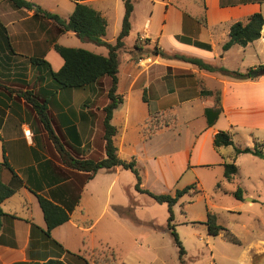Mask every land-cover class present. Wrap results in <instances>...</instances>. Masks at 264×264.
<instances>
[{
  "label": "crops",
  "instance_id": "obj_1",
  "mask_svg": "<svg viewBox=\"0 0 264 264\" xmlns=\"http://www.w3.org/2000/svg\"><path fill=\"white\" fill-rule=\"evenodd\" d=\"M27 1L65 19L73 14L76 3L87 4L107 19L106 36L108 34V10L113 0ZM141 1L152 3V9L138 39L148 41L144 49L151 50L142 56L135 55L137 41L130 48L126 45L129 37L125 40L129 51H125V58L120 55L118 88L124 103L115 111L112 121L118 129L115 144L122 160H134L138 166L141 161L145 162L143 173L137 167L142 189L155 194H175L185 185H195L193 182L201 185L194 168L213 164L224 167L232 159L229 152L222 150L224 147H214V137L220 129L209 126L205 112L215 107V97L202 94V90L221 94L223 111L216 126L224 117L225 130L230 133L240 127L254 131L264 128V74L256 71L264 65V26L257 41L246 47L235 45L224 55L220 51L230 38L233 24L246 23L255 13L264 17V0ZM100 2H106L108 8L103 4L97 7ZM197 4L203 8L196 9ZM136 11L137 4H134L133 28ZM152 40H156L154 45ZM189 41L208 44L211 49ZM54 44L90 50L73 32L59 35L53 21L35 16L34 10L18 8L11 0L0 1V162L6 157L23 182L19 191L2 204L5 214L22 221L4 219L0 232V264H43L49 260L85 264V252L93 257L106 254L115 257L113 242L132 240L135 245L129 254H134L139 241L147 242L155 234L153 229L140 233L131 229L143 223L153 227L155 221L151 216L145 219L144 214L137 213V209L145 211L148 204L140 203L133 194L131 188L136 181L131 171L118 167L100 170L89 178L88 173L71 169L62 162L58 144L75 158L98 161L106 157L104 108L109 103L112 79L100 78L86 89H57L50 71H60L64 60ZM235 49L241 61L239 72L253 71L258 73L257 77L235 80L159 54L164 51L167 55H186L216 67L217 59L225 61L228 53ZM91 52L108 54V50L107 54ZM33 58L43 59L49 65L35 63ZM214 82L218 86H213ZM135 89L140 94L136 107L132 106ZM141 93H146L147 101ZM197 102L206 128L194 136L192 145L185 147L176 143L170 148L169 142L162 140L160 150L145 152L144 141H153L163 131L176 126L159 129L147 139L143 128L151 114H174L177 120L179 106H187L191 111ZM194 120L190 118L186 123ZM27 130L32 136L25 134ZM189 173L194 180L189 178L188 183H183ZM3 180L9 184L11 175L5 172ZM37 195L70 214V220L55 228L51 237L45 234L46 221ZM181 200L183 198L177 205ZM249 202L254 205L253 201ZM149 249L141 251L148 254ZM262 251L264 248H259L249 264Z\"/></svg>",
  "mask_w": 264,
  "mask_h": 264
},
{
  "label": "rangeland",
  "instance_id": "obj_2",
  "mask_svg": "<svg viewBox=\"0 0 264 264\" xmlns=\"http://www.w3.org/2000/svg\"><path fill=\"white\" fill-rule=\"evenodd\" d=\"M113 1L112 7L106 2L96 4L97 7L100 4H103L107 8L109 6L108 19L110 26L107 36L104 37L109 43L116 41L122 28L125 12L124 0ZM133 3L137 4L135 28H133L129 38L126 40V45L132 48L137 41L138 46L143 49L134 50V54L142 56L151 49H144L148 41L139 40L138 35L142 31L147 14L152 9V3L141 0L139 3L138 0H134ZM201 8H203L202 5H196V9ZM163 10L162 5V7L160 6L161 15L163 14ZM154 41L152 42L153 45L155 44ZM85 46L89 47V51L107 54L105 47H98L88 43ZM236 50L238 49L229 52L228 58L225 61L217 59L216 63L218 66L216 67L240 71L238 63L241 61L238 58ZM125 51L128 52L129 50L124 47L120 51L122 58H125ZM220 51L221 55L227 53L223 49ZM212 85L218 86L216 82ZM132 95V106L136 107L140 94L135 89ZM143 95L141 93V96ZM199 105V102H197L195 104L196 108L191 111L186 109L189 108L187 106H179L177 108V123L174 122L172 124L176 126L173 129L163 131L158 137H154L153 141H144L145 152L154 151L157 148L160 150L162 140L168 141L170 148L175 147L176 143L185 147L192 145L194 136L206 128L204 117L199 116L201 115ZM190 118H194L195 120L192 123H186ZM169 119L171 118H165V120ZM132 121H134V118ZM164 121L162 120L161 123ZM216 123L212 126L220 129V132H228L225 130L227 121L224 117L220 118L219 125L216 126ZM153 124L154 126L156 125V123ZM149 132H151L150 125L146 129V134H149ZM231 135L234 145L224 147L222 150L226 153L229 152V155L232 157L228 163H232L235 158L238 168V173L235 177L232 180L226 179L224 175L225 168L217 164L194 168L201 185L198 181L193 182L198 188L192 189L191 193L185 195L180 204L174 207V224L186 250V255L183 258L184 264H249V260L255 255V252L259 248H264V244H262L264 241V159L252 154H239L236 156L235 153L236 148H255L257 145L264 151V128L254 131L248 127H240L233 130ZM137 167H140L143 173L146 164L141 161ZM189 178L192 179L190 181L194 180L192 173L187 175L183 183H188ZM133 179L136 181L134 175ZM188 185L194 186V184ZM188 185H185V187H188ZM239 188L243 191L244 199L242 201L237 200L234 195ZM131 190H133V194L140 203L148 204L145 211L137 209L138 215L142 216L144 214L145 219H149L151 216L155 220L153 227L143 223L131 229L139 233L151 232L153 229L155 234L147 242L139 241L136 244L137 250L134 254H129V251L135 245L134 241L113 242L116 245L113 247L116 262L118 264H183L180 259L179 249L167 227L169 217L168 206L166 204L154 203L146 195L140 196L134 186H132ZM195 190L200 191L196 193ZM166 194L174 195V192ZM250 200L254 202V205L250 204ZM208 212L217 215V223L222 227L217 236L209 234L206 224ZM147 247L150 248L148 254L141 251V249L146 250ZM99 256L95 255L93 257L92 254L85 252V264H102L109 258L107 254L106 256Z\"/></svg>",
  "mask_w": 264,
  "mask_h": 264
},
{
  "label": "trees",
  "instance_id": "obj_3",
  "mask_svg": "<svg viewBox=\"0 0 264 264\" xmlns=\"http://www.w3.org/2000/svg\"><path fill=\"white\" fill-rule=\"evenodd\" d=\"M13 4L18 8H26L35 11V16L43 17L53 21L58 29V34H64L68 32H73L77 37L84 43H91L96 46L105 47L108 50L106 56L93 53L89 50L83 48H71L61 46L59 44H54V49L63 58L64 66L58 72L50 71V75L57 87V89H86L93 83L97 82L100 78L110 77L112 79V84L108 92L109 103L104 108L105 118H104V141H105V152L106 157L102 160L94 161L89 159H80L72 156L63 146L57 145V150L60 154L62 162L69 168L85 172L89 174V178H93L100 170H113L115 168H122L124 170L131 171L136 177L135 189L138 192L147 194L158 204H166L168 206V223L167 227L171 232L175 244L179 249L180 259L184 264V256L186 255V250L179 238L176 231L175 212L174 207L177 205L180 199L185 195L190 194L192 189L196 186H188L184 189L177 190L174 195L167 194H154L148 190H144L141 187L142 179L140 171L137 168V164L134 160L128 162L122 160L118 154V148L115 144V138L118 134V129L113 125V117L116 110H118L124 103V96L118 92L119 88V73H120V51L125 47V40L130 36L133 29L132 26V15L134 12V0H124L125 13L122 22L121 31L116 39L115 43H109L104 40L107 33L108 21L107 19L93 7L84 4L76 3L75 10L73 14L65 19L57 14H52L43 10L40 7H36L33 3L27 0H11ZM264 26V17L261 13H255L246 23L237 22L231 26L230 38L224 44L223 50L227 51L235 45L246 47L250 43H253L261 38L262 30ZM191 42V41H189ZM194 45L210 50L211 46L201 42H191ZM140 49V46H136ZM159 53V52H156ZM164 57L170 59L179 60L185 63L192 64L199 68L200 70L208 72H219L224 76H227L235 80L249 79L253 71H249L244 74L239 71H232L226 68H217L209 63H206L202 59L189 57L186 55H167L166 52L161 51L159 53ZM33 62L46 63L43 59H32ZM49 65V64H47ZM259 73L264 74V65L259 66L256 70ZM204 95H210L215 97V107L207 109L205 115L208 119L209 126L216 123L219 116L221 115L223 108L221 103L220 92H211L202 90ZM144 101H147L146 94L143 95ZM170 117L171 119L165 120V118ZM164 121L161 123V121ZM176 121V115L174 114H164L155 113L151 114V117L145 123L143 128V133L146 138H151L159 129L164 127H170ZM153 123H156L154 126ZM150 125L151 132L146 134V129ZM150 130V129H148ZM2 139L0 134V140ZM234 145V141L230 132H218L214 137V147H230ZM236 156L239 154H252L254 156L264 159V151L258 145L255 148H236ZM225 168V178L232 180L238 173V168L235 163V158L232 163H226ZM8 172L11 175L10 183H5L3 180V175ZM23 186L22 180L19 178L17 173L14 171L13 167L9 163L8 159L5 157L3 162H0V232L4 226V219L9 217L11 219L20 220L21 219L7 215L2 209V204L5 200L9 199L19 191ZM237 200L242 201L243 191L238 189L234 193ZM39 204L44 213L46 221L45 234L51 237V232L67 223L70 220V214L63 207L55 204L51 200L43 197L42 195H37ZM218 217L216 214L208 212L206 224L208 226V231L210 235L217 236L222 230V227L217 223ZM28 223V222H26ZM107 261L102 264H118L114 254H109ZM43 264H65L60 260H49ZM96 264V263H95Z\"/></svg>",
  "mask_w": 264,
  "mask_h": 264
},
{
  "label": "water",
  "instance_id": "obj_4",
  "mask_svg": "<svg viewBox=\"0 0 264 264\" xmlns=\"http://www.w3.org/2000/svg\"><path fill=\"white\" fill-rule=\"evenodd\" d=\"M258 76V73H252L251 77L255 78ZM252 264H264V252L256 255L252 261Z\"/></svg>",
  "mask_w": 264,
  "mask_h": 264
},
{
  "label": "built area",
  "instance_id": "obj_5",
  "mask_svg": "<svg viewBox=\"0 0 264 264\" xmlns=\"http://www.w3.org/2000/svg\"><path fill=\"white\" fill-rule=\"evenodd\" d=\"M25 134H26L27 136H32V134H31V132H30L29 130L25 131Z\"/></svg>",
  "mask_w": 264,
  "mask_h": 264
}]
</instances>
